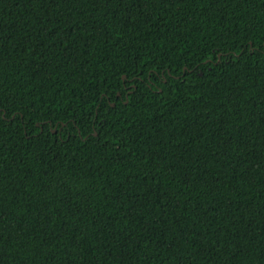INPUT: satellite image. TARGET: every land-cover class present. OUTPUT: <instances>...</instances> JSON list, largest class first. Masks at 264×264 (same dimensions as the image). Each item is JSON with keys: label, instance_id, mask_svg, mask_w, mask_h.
<instances>
[{"label": "trees", "instance_id": "1", "mask_svg": "<svg viewBox=\"0 0 264 264\" xmlns=\"http://www.w3.org/2000/svg\"><path fill=\"white\" fill-rule=\"evenodd\" d=\"M0 264H264V0H0Z\"/></svg>", "mask_w": 264, "mask_h": 264}, {"label": "flooded vegetation", "instance_id": "2", "mask_svg": "<svg viewBox=\"0 0 264 264\" xmlns=\"http://www.w3.org/2000/svg\"><path fill=\"white\" fill-rule=\"evenodd\" d=\"M129 92H132L131 90H129ZM56 131L55 130H53V133H55Z\"/></svg>", "mask_w": 264, "mask_h": 264}, {"label": "water", "instance_id": "3", "mask_svg": "<svg viewBox=\"0 0 264 264\" xmlns=\"http://www.w3.org/2000/svg\"><path fill=\"white\" fill-rule=\"evenodd\" d=\"M113 106H114V104H113Z\"/></svg>", "mask_w": 264, "mask_h": 264}]
</instances>
